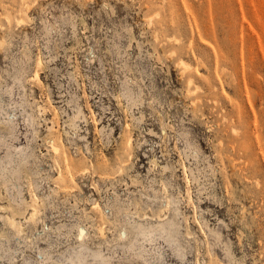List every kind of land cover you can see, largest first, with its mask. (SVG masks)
Instances as JSON below:
<instances>
[{
    "label": "rangeland",
    "instance_id": "1",
    "mask_svg": "<svg viewBox=\"0 0 264 264\" xmlns=\"http://www.w3.org/2000/svg\"><path fill=\"white\" fill-rule=\"evenodd\" d=\"M0 35V264H264V0H0Z\"/></svg>",
    "mask_w": 264,
    "mask_h": 264
},
{
    "label": "bare ground",
    "instance_id": "2",
    "mask_svg": "<svg viewBox=\"0 0 264 264\" xmlns=\"http://www.w3.org/2000/svg\"><path fill=\"white\" fill-rule=\"evenodd\" d=\"M0 37H2V36L0 35ZM2 38H3V37H2ZM175 41H176V40H175ZM0 45H3V43L1 42ZM181 61H182V60H181ZM180 65H182V64H180ZM186 65H187V64H186ZM186 65H185V64L182 65V66L184 67L183 70H185V69L187 70V66H188V65H187V66H186ZM186 70L183 71V72H186ZM183 75H185V74H183ZM192 79H193V78H192ZM188 82H189V81H188ZM191 82H193V81L191 80L188 86H190ZM188 89H189V88H188ZM196 90H197V88H196ZM188 91L190 92V90H188ZM50 142H51V141H50ZM50 144H51V143H50ZM50 146H51V148H52V151H54V152L57 154V153H58V147H57V145L53 144V146H52V145H50ZM64 189H65V188H64ZM64 191H66V190H64ZM67 191H68V190H67ZM67 191H66V192H67ZM32 209H33V208H32ZM33 212L35 213V210H34ZM33 212H32V213H33ZM34 213H33V214H34ZM33 214H31V215H33ZM33 217H34V216H33ZM29 218H31V217L29 216ZM10 219H11V218H10ZM10 221H12V219H11ZM10 221H9V222H10ZM11 224L14 225L13 222H11ZM14 226H15V225H14ZM100 229H101V228H100ZM98 231L100 232L101 230L98 229ZM100 233H102V232H100Z\"/></svg>",
    "mask_w": 264,
    "mask_h": 264
}]
</instances>
